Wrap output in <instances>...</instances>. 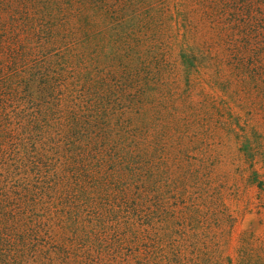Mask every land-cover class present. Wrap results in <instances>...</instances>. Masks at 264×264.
<instances>
[{
  "label": "rangeland",
  "instance_id": "obj_1",
  "mask_svg": "<svg viewBox=\"0 0 264 264\" xmlns=\"http://www.w3.org/2000/svg\"><path fill=\"white\" fill-rule=\"evenodd\" d=\"M148 5V72L97 154L66 134L78 92L4 109L0 59V264H264V0Z\"/></svg>",
  "mask_w": 264,
  "mask_h": 264
},
{
  "label": "trees",
  "instance_id": "obj_2",
  "mask_svg": "<svg viewBox=\"0 0 264 264\" xmlns=\"http://www.w3.org/2000/svg\"><path fill=\"white\" fill-rule=\"evenodd\" d=\"M148 4L149 0H0L4 109L22 95L34 98V81H39L35 87L40 98L55 100L61 91V101L78 92L84 105L79 111L68 105L66 134L71 139L75 132L89 134L93 143H79L80 156L101 152L98 138L115 137L121 124L116 123L120 119L114 115L112 97L126 93L138 75L146 77L148 72L146 53L151 48L137 37L148 24ZM12 134L4 126V138ZM130 157L119 155V166L128 164ZM8 198L13 195H5L4 203ZM23 200L29 202L28 197Z\"/></svg>",
  "mask_w": 264,
  "mask_h": 264
}]
</instances>
